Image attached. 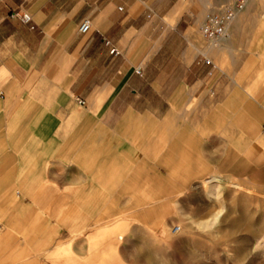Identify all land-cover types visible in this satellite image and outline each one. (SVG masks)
<instances>
[{
  "label": "rangeland",
  "instance_id": "1",
  "mask_svg": "<svg viewBox=\"0 0 264 264\" xmlns=\"http://www.w3.org/2000/svg\"><path fill=\"white\" fill-rule=\"evenodd\" d=\"M233 2L186 0L168 38L167 55L184 39L187 65L212 61L203 85L167 79L165 101L98 127L48 164L53 181L31 199L0 175V264H264V0L226 40L200 32ZM132 133L144 142L134 153Z\"/></svg>",
  "mask_w": 264,
  "mask_h": 264
},
{
  "label": "crops",
  "instance_id": "2",
  "mask_svg": "<svg viewBox=\"0 0 264 264\" xmlns=\"http://www.w3.org/2000/svg\"><path fill=\"white\" fill-rule=\"evenodd\" d=\"M185 1L0 0V175L8 176V189L31 199L53 181L48 164L70 158L98 127L165 101L167 79L179 78L175 86L204 84L211 73L202 77L206 64L199 58L185 63L184 39L177 53L165 51L170 33L187 23ZM18 12L32 22L10 18ZM87 18L92 30L81 35ZM167 20H176L175 27ZM143 125L139 131L147 134ZM143 144L134 133L125 141L133 153Z\"/></svg>",
  "mask_w": 264,
  "mask_h": 264
},
{
  "label": "built area",
  "instance_id": "3",
  "mask_svg": "<svg viewBox=\"0 0 264 264\" xmlns=\"http://www.w3.org/2000/svg\"><path fill=\"white\" fill-rule=\"evenodd\" d=\"M248 3L249 0H234L233 4L226 6L223 10L208 14L204 23L200 27V32L208 41L214 44H218L226 40L229 37V28L231 24L235 21L238 15L246 9ZM119 10L122 11V8ZM10 18L18 19L22 24L25 25H28L32 22V17L27 13H23L22 15L19 12L13 13L11 14ZM31 28L34 29L33 26ZM91 30L92 21L89 18L83 20L78 28V32L81 35H87L91 32ZM107 44L111 45V42L107 41ZM111 53L114 55H120L118 48L113 45H111ZM198 62H204L207 65L212 64V61L206 56H202ZM136 74L138 76H142L143 72L141 69H137ZM0 97H2L1 93ZM76 102L82 107L86 105V101L80 98H78ZM179 231V227L173 228L174 233H178Z\"/></svg>",
  "mask_w": 264,
  "mask_h": 264
}]
</instances>
